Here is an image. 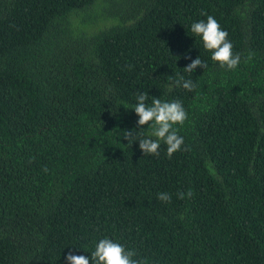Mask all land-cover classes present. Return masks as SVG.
Here are the masks:
<instances>
[{
    "label": "trees",
    "instance_id": "trees-1",
    "mask_svg": "<svg viewBox=\"0 0 264 264\" xmlns=\"http://www.w3.org/2000/svg\"><path fill=\"white\" fill-rule=\"evenodd\" d=\"M208 15L235 70L190 30ZM141 92L187 113L171 158L122 136L147 135ZM104 237L144 264H264V0H0V264H92Z\"/></svg>",
    "mask_w": 264,
    "mask_h": 264
},
{
    "label": "clouds",
    "instance_id": "clouds-1",
    "mask_svg": "<svg viewBox=\"0 0 264 264\" xmlns=\"http://www.w3.org/2000/svg\"><path fill=\"white\" fill-rule=\"evenodd\" d=\"M201 15H206V13H201ZM190 30L195 36L201 38L204 49L211 52L212 61L216 62L219 67L227 70L237 68L240 56L233 53V45L228 40V33L221 28L213 16L208 15L206 21L200 20L192 23ZM185 59L191 60L183 69L185 72L193 73L197 68L207 67L199 57L193 60L186 56ZM175 83L178 85L182 83V87L188 91H192L195 87L191 80H185L183 76H180ZM148 97L147 92H141L133 110L138 117L137 127L143 129V126L147 125V135L137 137V131L131 130L123 132L122 136L128 141V146L138 141L143 155L158 156L161 142H163L166 145L167 155L171 158L175 152L181 150L184 144L183 137L178 135L177 126L185 123L187 113L179 100L162 101L159 98H152L149 106L145 103ZM44 171H47V168ZM185 195L191 197L193 193L191 190L187 194L181 192L178 197L184 199ZM158 198L162 202H171V196L167 193H159ZM134 257H137L135 250H126L123 244L108 237L100 239L91 253L92 264H144V261ZM65 260L66 264H90L88 257L74 255L71 252Z\"/></svg>",
    "mask_w": 264,
    "mask_h": 264
}]
</instances>
